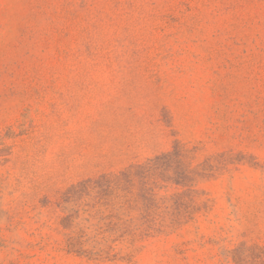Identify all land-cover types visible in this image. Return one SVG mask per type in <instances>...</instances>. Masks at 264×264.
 I'll return each mask as SVG.
<instances>
[{
	"label": "rangeland",
	"instance_id": "1",
	"mask_svg": "<svg viewBox=\"0 0 264 264\" xmlns=\"http://www.w3.org/2000/svg\"><path fill=\"white\" fill-rule=\"evenodd\" d=\"M0 264H264V0H0Z\"/></svg>",
	"mask_w": 264,
	"mask_h": 264
}]
</instances>
